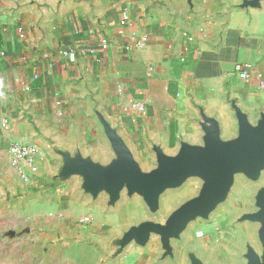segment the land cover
Wrapping results in <instances>:
<instances>
[{
  "label": "crops",
  "instance_id": "1",
  "mask_svg": "<svg viewBox=\"0 0 264 264\" xmlns=\"http://www.w3.org/2000/svg\"><path fill=\"white\" fill-rule=\"evenodd\" d=\"M261 80L264 0H0V190L56 198L40 212L90 217L85 226L108 235L102 246L117 244L111 263L176 264L192 221L155 231L173 224L154 217L166 190L150 198L123 172L149 178L206 147L213 127L234 141L240 117L258 128ZM131 100L145 110L124 112ZM13 142L37 145V159L11 166ZM141 232L136 248L122 243Z\"/></svg>",
  "mask_w": 264,
  "mask_h": 264
},
{
  "label": "rangeland",
  "instance_id": "2",
  "mask_svg": "<svg viewBox=\"0 0 264 264\" xmlns=\"http://www.w3.org/2000/svg\"><path fill=\"white\" fill-rule=\"evenodd\" d=\"M209 183L204 174L191 172L180 183L165 187L154 217L165 219L190 206ZM8 192L0 190V264H116L111 263V248L117 244L106 249L100 243L106 231L88 228L82 217L36 210L42 200L54 202L55 197ZM263 196L264 162L255 174L236 170L221 200L188 217L192 222L183 231L186 243H181L175 263L189 264L186 253L191 249L207 264H264ZM164 227L154 230L165 233ZM248 251L249 261L244 257Z\"/></svg>",
  "mask_w": 264,
  "mask_h": 264
},
{
  "label": "water",
  "instance_id": "3",
  "mask_svg": "<svg viewBox=\"0 0 264 264\" xmlns=\"http://www.w3.org/2000/svg\"><path fill=\"white\" fill-rule=\"evenodd\" d=\"M240 137L229 143H222L218 139V131L213 127L209 131L206 147H192L183 150L180 157L174 162H165L163 167L144 178L137 173L123 172L138 189V192L155 198L162 189L178 184L191 172H200L211 179L202 197L196 199L190 206L180 208L172 217V226L165 233H176L188 217L197 211L209 209L221 200L231 181L232 174L239 169H244L255 174L264 162V119L258 128H252L244 117H240ZM264 217V196L262 197ZM134 234L124 238L122 243H128L132 238L138 241Z\"/></svg>",
  "mask_w": 264,
  "mask_h": 264
},
{
  "label": "built area",
  "instance_id": "4",
  "mask_svg": "<svg viewBox=\"0 0 264 264\" xmlns=\"http://www.w3.org/2000/svg\"><path fill=\"white\" fill-rule=\"evenodd\" d=\"M123 20L128 21V14H123ZM147 41V37H143L141 40V44ZM64 55L69 56L70 59H73L74 55L72 51L64 52ZM235 71L240 78H247L249 76L247 66L243 63H236ZM261 79V75H259ZM260 86L264 87V81H260ZM122 110L126 113H138L145 110V106L142 102L138 100H131L127 103H124L122 106ZM5 122V121H4ZM5 124V123H4ZM39 154V147L34 144H26L20 142H13L7 148V155L9 159V163L13 167H17L20 162L26 161L28 163H33ZM86 224L91 222L90 217L86 216L83 220Z\"/></svg>",
  "mask_w": 264,
  "mask_h": 264
}]
</instances>
